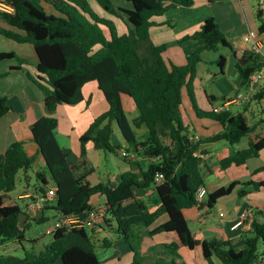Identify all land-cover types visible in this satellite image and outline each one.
Masks as SVG:
<instances>
[{
	"label": "trees",
	"instance_id": "obj_1",
	"mask_svg": "<svg viewBox=\"0 0 264 264\" xmlns=\"http://www.w3.org/2000/svg\"><path fill=\"white\" fill-rule=\"evenodd\" d=\"M126 1L132 8H117L112 0H97L117 19L123 20L126 15L132 29L128 27V34L119 35L115 22L98 15L89 0H0V6L12 9H0V19L7 25L0 26V35L19 44H30L35 49L39 76L37 80L29 78L43 92L46 111L31 129V141L37 147V155H30L26 142L19 140L10 145L0 162V247L14 241L22 247L26 241L29 225L25 222L30 218L27 206L11 201L10 195L17 189L19 173L24 172L28 179V172L39 156L48 173H36L37 185L33 192L36 196L45 195L55 187L56 195L39 210L42 216L36 220L38 223L49 221L44 217L47 210L55 211L60 217L89 214L95 209L92 198L102 195L108 208L99 224L105 230L115 228L131 247L134 258L130 264H144L142 254L132 241L136 229L150 228L163 216L168 221L150 235L176 233L181 244L189 249L201 247L208 264H264V223L253 221L251 231L243 236V246L238 249L234 247L235 240L196 239L184 215L185 210L194 207L213 208L219 199L231 195L241 185L234 182L218 189L208 196L206 204L199 205L196 201L198 190L205 186L204 161L195 156L199 147L223 140L237 145L250 137L256 128L246 112L235 115L230 111L219 114L204 111L198 107L194 96L193 85L202 53L218 52L221 48L232 50V46L216 19L210 17L199 31L177 41L178 45L202 41L203 47L187 55L184 66L168 63L163 57L168 44L156 46L151 42L154 18L175 9L193 7L194 0ZM47 6L53 12H48ZM257 16L261 22L259 33L264 34L262 15L258 12ZM246 56L248 63H237V69L240 85L250 88L254 83L252 76L264 70V57L253 52H247ZM16 57L13 52H2L0 62ZM226 62L221 56L218 61L221 69ZM18 69L19 66L11 67V70ZM91 82L97 83L109 110L95 118L81 136L80 161L72 163L70 151L62 148L56 137L59 126L56 113L59 106L83 102V88ZM185 88L197 116L218 122L225 132L199 141L190 137V129L183 117ZM124 98L131 99L138 110L132 123L124 110ZM254 98L260 100L263 94L259 92ZM90 102L91 99L86 101L87 104ZM10 111L12 106L8 98L0 97V120ZM142 126L146 127V133L139 140L134 128ZM116 127L127 144V155L122 157L130 165H136L138 172L122 173L116 188L104 183L93 185L89 176L95 169L87 159L88 144L107 153H122L124 148L113 144ZM263 150L264 137L256 141L250 139L248 147L223 160L222 167L244 166L259 157ZM134 155L143 160L134 164L131 162ZM260 170H264V166ZM158 174L164 176L161 183L156 182ZM244 185H251L255 191L264 190V181H249ZM149 189H154L157 196L155 211L137 197L138 190ZM239 195L243 197L246 193ZM91 231L85 227L59 229L40 253H26L24 257L2 255L0 264H56L59 261L62 264H103ZM170 248L174 258L178 257L179 246Z\"/></svg>",
	"mask_w": 264,
	"mask_h": 264
},
{
	"label": "crops",
	"instance_id": "obj_2",
	"mask_svg": "<svg viewBox=\"0 0 264 264\" xmlns=\"http://www.w3.org/2000/svg\"><path fill=\"white\" fill-rule=\"evenodd\" d=\"M250 1L251 0H194L195 4L193 7L175 9L164 16L154 18L155 27L151 31V42L154 45L159 46L168 43L176 45L175 43H177V41L182 39L184 36L199 31L204 21L208 18L213 17L216 19L221 30L224 32L226 39L232 46V50L228 48H221L218 52H213L215 55L214 57H211L208 62L206 61V56L209 57V52L204 51L202 53L201 62H205L207 66H209L207 70L209 71L210 76V79H205V76L200 79L201 83L203 82L205 86L204 96L207 100V108H202V110L213 111L215 107L221 106L224 103L231 104L229 111L235 115L241 112L244 113L243 111L246 109L245 112L250 117L251 123L256 126L255 131L250 137H248V144L250 139L256 141L258 138L264 137V70L260 72L263 75V78L254 82L250 88H246L240 85L239 72L237 69V63H241L242 65L248 63L249 60L246 53L251 52L249 50V46L243 41L244 36L249 32L258 33L261 25L257 16V0L254 14L252 13L250 7ZM218 3L221 6L218 8H222L224 11L222 16H219L213 8V6ZM130 8L126 7V9ZM47 10L48 12H53L48 6ZM256 19L258 20V24L256 23ZM179 25L182 26L181 29L178 32L175 31L171 36H169L168 31L177 30ZM0 26L7 27L5 22L1 19ZM14 42L15 41L9 40L0 35V43L2 44L0 47V53L13 52L17 56L26 60V54H17L14 49L15 46H17L15 45L17 42ZM203 45L204 43L202 41L186 42L181 45L183 55L177 62L171 59L167 61L165 59L164 60L177 66H184L187 63V55L203 47ZM168 50L169 48L165 53H167ZM28 52V56L35 62H28L30 63L29 65L25 64L23 66H19L20 69L18 70H12L15 72L14 75H18L17 73H20V75L17 77H11L8 83L0 84V97H7L9 104L12 106V111L0 120V162L10 145L19 140L26 142V149L30 155H37V147L31 141V129L40 118L46 115V111L43 92L29 78L30 75H35L36 77L39 76L37 69V54L34 47L33 49L29 48ZM221 56H224L227 60L224 69H221L218 64ZM215 65L218 67V72L214 71ZM228 65L232 67L230 76L234 79V84L229 83V85L226 79V69ZM17 66V64H13L12 62L9 64L10 69L11 67ZM202 68L204 69L200 63L198 71ZM23 72L29 75L27 76L29 81H27L24 75H22L24 74ZM256 75H258V73L253 75L252 79H254ZM198 79L199 77L197 74V78L193 85L194 96ZM214 83H220L221 86L225 85L229 87V91L231 90L230 94H228L229 96L227 95L223 97L225 100H222L223 98H219L215 94V91L213 90ZM86 86L83 88V95L85 98L83 102L75 106H59L56 113V117L59 121V126L56 130V137L60 146L70 151L69 160L72 163H78L80 161L81 136L88 130L95 118L109 110V105L103 93L99 90L97 83H95V85H91L92 87L88 90V93L85 91ZM259 92L263 94V98L256 101L254 95ZM183 96L188 98L191 106V109H187L183 105V117L185 124L190 129V137L192 139L199 141L201 139L213 137L225 132V128L218 122L208 118H199L197 116L193 102L189 97V93L186 88L183 90ZM89 99H91V102L90 104H87L86 101ZM95 99L98 101L100 107H98L94 113L91 112V109L95 106ZM124 99L123 106L125 113L129 122L132 123L138 116V110L135 104L133 105L130 101H125ZM254 103H256V105ZM126 107H129L131 114L133 115L132 119L128 117ZM194 120L196 121V125L202 127L204 130L203 133L196 129ZM134 130L137 133L139 140H141L146 133V127L144 126L139 129L134 128ZM59 134L61 135V138L59 137ZM113 138L116 140L115 145L124 148V150L127 149V144L122 135L119 137L116 133H114ZM95 150L94 146L89 143L87 159L90 156V152H96V154H99L98 151L100 150ZM241 150L244 149H240L238 144L232 145L224 140L202 144L199 147L198 151L202 155L204 161L202 176L205 181V187L208 190V196L220 188L230 186L234 182H240L241 185L236 187L231 195L226 196L228 199H225L224 201L220 200L225 197L219 199L213 208H209L204 205L200 208L194 207L184 211L189 227L195 238L198 240H235L236 242L234 247L240 249L244 243L243 236L251 231L252 222L256 221L261 224L264 223V190L255 191L251 185H244L249 181H264V170H260L264 164L256 166L252 169L248 167V163L251 160L258 159L263 156L264 150L260 153L259 157L249 160L244 166L237 167L232 165L231 167L224 169L221 164L223 160L234 156L236 152ZM142 160L143 158L134 155L131 162L135 164ZM134 166L136 170L132 169V171L138 172L136 165ZM127 171L129 170H126L125 172ZM38 172L39 171L36 173ZM120 175L121 174H109L108 181L104 184H110L111 186L117 184ZM242 192L246 193L243 197L239 195ZM152 195L155 196L154 189L137 191V197L139 199H143L148 205H151V211H155L158 208L156 201L151 204L146 201V198L151 199ZM34 198H36L34 192L28 189H26L24 193L20 194L18 198L22 199L24 203L23 206H27L30 218L26 221V218L23 217V221H26L25 223L28 225L31 221H36L42 216V213H40L41 211L35 208ZM10 199L11 201H15L11 197ZM91 202L94 208L100 209L106 205V198L102 195L95 196L92 198ZM223 203L228 208V212L230 213L229 215L221 211L220 205ZM248 211L252 214L251 220L245 219ZM221 213L223 214V217L220 216ZM44 217H46L49 221H52L53 219H59L60 214L55 212L51 218L44 214ZM167 221L168 218L163 216L150 228L139 227L136 229L135 237L132 241L142 254L144 264H156L158 262L163 264H208L203 256L201 247H197L193 250L189 249L181 244V240L176 233L163 232L153 236L150 235L151 231L156 230ZM241 221L243 224L238 228H234V226ZM91 236L96 247L105 249L101 255H98L103 264H130L133 261L134 253L131 247L120 235L116 233L115 228L105 230L101 228L100 224H98L97 227L92 229ZM26 241L34 244L37 240H28L26 238ZM11 243L0 247V249L5 250L8 245H11ZM172 245L179 246L177 251L178 257L176 258H174V253L170 248ZM46 246L47 245H45V247ZM22 248L24 249L23 246ZM9 255L15 256L13 254ZM56 264H62V262L59 261ZM216 264L220 263L216 262ZM258 264H260V262Z\"/></svg>",
	"mask_w": 264,
	"mask_h": 264
},
{
	"label": "rangeland",
	"instance_id": "obj_3",
	"mask_svg": "<svg viewBox=\"0 0 264 264\" xmlns=\"http://www.w3.org/2000/svg\"><path fill=\"white\" fill-rule=\"evenodd\" d=\"M112 1L117 6V8L118 7H123V8H126V7L130 8L131 7L132 8L131 4L129 2H126V0H112ZM89 3L91 5L92 9L98 15H100L101 17H105L107 19H110V20L115 22L119 35L128 34L129 33L128 27L130 29H132V26H130L126 15H123V20L117 19L113 15L107 13L101 7V5L97 2V0H89ZM255 4H256V0L250 1V7H251L253 14L255 13V10H256ZM218 7H221L219 5V3L215 4L213 6V8L216 10L217 14L219 16H222V14H224V11L222 8H218ZM256 23L258 24L257 19H256ZM181 27L182 26L179 25V28L177 30L168 31L169 36H171L172 33H174L175 31L178 32L181 29ZM168 38H172V37H168ZM168 42H170V41H168ZM175 44L176 45H172V44L168 43L169 50L167 53L164 54V59L166 61L171 59V60L177 62L179 60V58L183 55L181 45H178L177 43H175ZM15 45H17L14 48L16 50L17 54L18 55L26 54L28 60L26 59L27 60L26 61L25 59H22L20 56H17L15 59L0 62V84L8 83L10 81L11 77H17L18 75H20V73H17L18 75H14L15 72L12 71L9 67V64L11 62L13 64H17L18 66H23L25 64L29 65L30 63H28V62H32V63L35 62L28 56L29 48L33 49V47L31 45H29V44H17V43ZM1 46H2V44L0 43V47ZM209 54H210L209 57L206 56L207 62L209 61V59H211V57H214V55H215V53H213V52H209ZM201 66L204 67V69L202 68L200 71H198L199 79H198V82L196 84L195 96H196L197 103H198L197 105L202 109V108H207V100L204 96L205 86H204L203 82L201 83L200 79L203 76H205V79H208V78L210 79V76H209V71L207 70L209 68V66H207V64L205 62H201ZM214 71L218 72L217 65L214 66ZM231 71H232V67L228 65V67L226 69V73H227L226 79L228 81V85H229V83L234 84V79L230 76ZM22 75H24L25 79L27 81H29V79L27 77V76H29L28 74L24 73ZM30 77L37 80V77L35 75H30ZM41 84H43L46 88L49 89V86L45 82H41ZM91 85H95V82H91L88 86H86V88H85V91H87L86 93H88V90L91 89V87H92ZM213 90L215 91V94L219 98H223L224 96H227L231 92V90L229 91V87H227L225 85L221 86L220 83L219 84L214 83ZM1 97H4V96H1ZM124 100L130 101V103L134 105V102L131 99L129 100V98L128 99L125 98ZM254 104L256 105V103H254ZM183 105L187 109L188 108L191 109L190 102L188 101V98H186V96L185 97L183 96ZM98 107H100V106L98 104V101L95 99V106L91 109V112L95 113L96 110L98 109ZM126 110H127L128 117L130 119H132L133 115L131 114L129 107H126ZM245 111H246V109H244L243 112H245ZM194 123H195L196 129L199 132L203 133L204 130L202 129V127L199 125H196L195 120H194ZM115 130H116L115 131L116 135H118L120 137L121 134H120L119 129L116 127ZM59 137L61 138L60 134H59ZM115 142H116V140L113 138V144H115ZM238 147L240 149H246L248 147V138L247 137L244 138L238 144ZM98 153L99 154H96V152H94V153L90 152V156L88 157L91 166L95 169L93 174H91L89 176V181L92 184H98L100 182L106 183L108 181L109 174L117 175V174H122L126 170H132V169L136 170V168L133 164L130 166V164L126 160L123 159V157H122L123 155H121L122 154L121 152H119V154L116 155L114 153H107L105 151L100 150V151H98ZM261 164H264V154L262 157H260L258 159L251 160L248 163V167L250 169H252L256 166H260ZM37 171H39V172L44 171V172L48 173V170L45 168L43 161L41 160L40 157L36 158L32 169L28 172V175H27L28 179H25L24 172L19 173V175L17 176V189L11 193L10 197L13 198L15 201L20 202L23 205L24 204L23 201L18 199L19 195L24 193V191L26 189H28L30 191H33L35 189V186L37 185V176H36ZM156 197H157L156 194H155V196L152 195L151 199L146 198V201L149 204H151L152 202L156 201L155 200ZM225 199H228V197H225V198L221 199L220 201H224ZM149 206H151V205H149ZM220 207H221L222 212H225L228 215L230 214L228 212V208L226 207V205H224V203L221 204ZM216 208H217V206H216ZM54 213H55V211H53V210H49V211L47 210L44 212V214L50 218L53 216ZM50 222L51 221H47L45 223H38L35 220L31 221V223L29 224V228L26 231V238L28 240H37V241L34 244L29 243L27 241L23 242L24 249L20 246L19 242L14 241L11 243V245H8L5 250L0 249V255L6 256L9 254H13L17 257H24L26 253H31V252L32 253H39L41 250L44 249L45 245H48L49 243H51V241L53 239V236L46 235V230H47L48 226L50 225ZM104 251H105L104 248L96 247V252L98 255H101L102 252H104Z\"/></svg>",
	"mask_w": 264,
	"mask_h": 264
},
{
	"label": "built area",
	"instance_id": "obj_4",
	"mask_svg": "<svg viewBox=\"0 0 264 264\" xmlns=\"http://www.w3.org/2000/svg\"><path fill=\"white\" fill-rule=\"evenodd\" d=\"M257 6H258V12L261 13L262 19L264 21V0H257ZM0 9L2 10H8L12 11V9L8 6H0ZM243 41L245 44L249 46V50L255 54H259L261 56H264V34L249 32L247 35L244 36ZM263 78V75L259 73L256 75V77L253 79V82H257ZM237 102V101H235ZM230 103H224L221 106H217L213 109L214 113H222L227 112L230 109ZM123 156L127 155V151H122ZM195 156L200 157L203 159L202 155L199 153H195ZM164 176L162 174H158L156 176V182L161 183ZM55 188L52 190H49L45 195H37L36 201H35V208L40 210L44 207V205L50 201H52L56 195ZM208 199V190L205 186L200 187L196 194V201L199 205L206 204ZM107 205H104L102 208L98 209L95 208L93 211H91L89 214H85V217L83 216H70V217H60L59 219H53L50 222V225L48 226L46 230V235L53 236V234L62 228H80L85 227L88 229H94L98 226L99 223H101L103 217L107 213ZM221 217H223V214H220ZM251 212L248 211L245 219L251 220ZM243 224V222L237 223L234 228H238Z\"/></svg>",
	"mask_w": 264,
	"mask_h": 264
},
{
	"label": "water",
	"instance_id": "obj_5",
	"mask_svg": "<svg viewBox=\"0 0 264 264\" xmlns=\"http://www.w3.org/2000/svg\"><path fill=\"white\" fill-rule=\"evenodd\" d=\"M116 187H117V184L112 185V188H116ZM83 217H85V215Z\"/></svg>",
	"mask_w": 264,
	"mask_h": 264
}]
</instances>
